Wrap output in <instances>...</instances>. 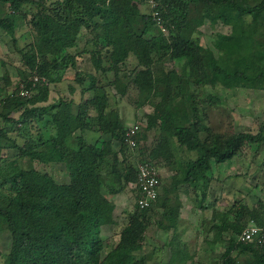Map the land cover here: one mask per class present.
<instances>
[{
    "label": "trees",
    "instance_id": "1",
    "mask_svg": "<svg viewBox=\"0 0 264 264\" xmlns=\"http://www.w3.org/2000/svg\"><path fill=\"white\" fill-rule=\"evenodd\" d=\"M140 3L143 1L55 0L47 7L43 0H0L1 34L17 41L15 34L21 23L28 24L34 33V41L20 50L26 78L0 99V121L5 123L0 127V218L12 238L7 264H147L144 258L134 260L132 255L142 250L154 214L162 209L168 225L160 222L159 229L165 232L172 231L180 215L179 207L168 208L167 197L159 194L144 210L135 203L118 244L107 254L101 237L104 227L116 224V206L109 196L121 194L137 182L139 164L148 163L159 171L154 162L173 160L174 140L178 151L194 153L196 158L175 162L173 187L197 189L202 181H211L208 173L213 162L231 161L246 145L264 144L262 132L231 136L213 132L203 124L198 109L201 103L195 101L193 111L188 109L184 92L187 78H179L174 71L153 78L152 70L155 63L169 57L186 63L188 78L195 85L229 89L252 81L245 66L253 59L259 66L255 79L264 82V0L256 6H250L248 0H159L166 34L151 14L141 12ZM206 20L230 29L229 34H218V57L189 36ZM85 55L98 75L113 72V80L100 87V79L90 74V85L82 92L92 91L93 97L82 100L76 113L72 100L39 106L49 100L48 83L60 81L61 72L75 69L77 81L84 83L77 58ZM130 55L139 64L125 75L123 84L121 65ZM4 81L8 85L9 77ZM163 83L165 96L155 105L149 127L159 122L164 136L144 158L139 146L131 149L124 143L126 129L120 113L109 108L106 87L124 96L130 86L152 94ZM23 89L31 91L30 97L21 96ZM42 122L44 129L53 132L45 133ZM87 131L100 134L95 144L86 140ZM12 149L18 152L14 160L6 153ZM34 163L62 166L69 181L59 182L47 171L36 169ZM207 197L206 188L202 209L207 208ZM236 205L227 211H213L205 233L213 234L217 242L229 236L223 264H237L231 256L237 248L250 255L243 264H264V254L256 245L235 241V235L251 224L264 226V220L257 209L245 204L236 209Z\"/></svg>",
    "mask_w": 264,
    "mask_h": 264
},
{
    "label": "rangeland",
    "instance_id": "2",
    "mask_svg": "<svg viewBox=\"0 0 264 264\" xmlns=\"http://www.w3.org/2000/svg\"><path fill=\"white\" fill-rule=\"evenodd\" d=\"M54 1L43 0V3L49 7L48 5ZM262 1L248 0V4L256 6ZM139 6L142 13L151 14L147 4L140 3ZM30 10L36 12L35 7H31ZM229 33V28L213 25L209 20H206L202 26L192 30L189 36L204 48L211 50L218 57L219 53L216 49L218 34ZM15 35L17 41L14 42L10 36L0 33V89L4 90L0 91V99L6 93L8 95L15 91L27 76L20 50L26 49L34 41V33L28 24L21 23ZM148 37L150 38V35ZM81 46L83 48L82 43ZM72 51L75 52L76 50L73 49ZM138 64L136 58L130 55L125 63L121 65L122 68L119 75L123 84H125V75L136 69ZM77 67L80 72H83L81 73L84 78L83 84L77 81V70L69 69L67 72L63 71L61 72L63 77L60 81L48 83L50 89L49 100L38 105H57L61 100H72L75 103L73 111L76 113L78 110L77 105L82 100L93 97L92 91H87L85 94L82 92L84 88H88L90 85L88 77L90 74L93 73L100 79V87L107 85L110 80H113V72L108 73L105 77L104 75H98L89 62L88 55L77 58ZM152 70L153 78H162L163 75L171 71H174L179 78H187L184 92L188 99V109L193 111L195 101L201 103L198 109L199 113L201 112L200 116L203 124H206L213 132L225 136L240 133L256 135L261 132L264 135V82L255 79L259 73V66L253 59H249L245 66V74L252 81L246 82L242 87L229 89L224 88L222 85L217 87H213L210 84L195 85L188 78L190 69L186 63L172 61L169 57H166L162 62L158 61L155 63ZM5 76L10 79L8 85L4 81ZM106 88L110 100L109 108L115 109L120 113L121 125L125 127L133 124L140 125L141 138L138 146L144 152V158H146L145 155H151L164 136L159 122L156 127H149V123L151 121L150 115L153 114L155 105L164 99L165 84H161L152 94L142 92L135 86H130L124 96L117 94L111 87L107 86ZM24 90L26 89H23L21 93ZM29 92L27 97L21 96L28 98L31 95V91ZM212 96L213 98L215 97L214 101L209 100ZM194 97L196 98L194 99ZM15 117H18V114ZM4 125L5 123L0 121V127ZM41 127L44 129L43 122ZM44 130L47 134L53 132L51 128H45ZM99 137L100 134L98 132H85V138L89 144H95ZM103 138L107 140L109 136H104ZM115 144L119 145V143ZM171 145L173 160L169 161L161 158L154 162L161 174V187L163 190L165 188L166 192L169 191L170 187L173 188L174 186V176L177 174L175 162L182 159L186 160L187 158H196L194 153H189L183 149L178 151L174 140H171ZM6 153H8L7 155L11 160H14L18 152L12 149ZM134 162L137 165L140 162L139 158ZM34 164L36 169L47 171L59 182L65 183L69 181L62 166L46 167L39 163ZM208 176L211 181H202L201 187L197 189H190L188 185H181L177 189L178 194L172 192L167 195L170 200L168 208H180V215L175 227L168 232L159 229L161 227L160 222L165 226L168 225V219L162 216V209H158L146 231L142 250L132 255L134 260L144 258L147 264H223L226 259L224 254L229 246V236L226 235L224 241L217 242L213 234L207 235L205 233L207 229L206 222L212 218L213 211H227L234 204H237L236 209H238L245 204L250 209H257L264 220V144L246 145L241 153L231 161L222 164L213 162ZM183 187L187 188L188 191L187 196L185 194L187 200L182 203L180 192ZM206 188L210 203L207 204L209 207L207 206L205 211H201L202 192ZM135 196L136 192L129 186L123 193L113 197L109 196L116 206L114 213L116 224L104 227L101 232V237L105 244L104 254H107L118 244L120 233L134 212ZM234 215L231 217L232 220ZM11 241L12 238L7 224L4 219L0 218V264H7L6 256L10 252ZM241 249H234L231 253L232 258L237 260V264H243L250 259V255L243 254ZM128 262L124 264H129Z\"/></svg>",
    "mask_w": 264,
    "mask_h": 264
},
{
    "label": "built area",
    "instance_id": "3",
    "mask_svg": "<svg viewBox=\"0 0 264 264\" xmlns=\"http://www.w3.org/2000/svg\"><path fill=\"white\" fill-rule=\"evenodd\" d=\"M147 4L151 11L157 27L162 33H167L162 16L159 10V0H141ZM35 81H38L35 79ZM28 90H24L21 95L27 97ZM124 143L131 149H135L139 145V135L141 127L139 124H133L125 127ZM137 182L130 185V188L136 192L135 203L141 210L147 209L152 203L156 202L159 197L160 178L159 171L148 163H140L138 166ZM235 241L243 245L254 244L259 248L261 254H264V226L249 225L241 233L235 235Z\"/></svg>",
    "mask_w": 264,
    "mask_h": 264
},
{
    "label": "crops",
    "instance_id": "4",
    "mask_svg": "<svg viewBox=\"0 0 264 264\" xmlns=\"http://www.w3.org/2000/svg\"><path fill=\"white\" fill-rule=\"evenodd\" d=\"M159 175H160V177H161L160 171H159ZM160 181H161V180H160ZM161 186H162V184L160 185L159 194L162 195V197L164 196V198H165V197H168L167 195H168L169 193H172V192H175V193H177V194L179 193L178 190L174 189V187H173V188L170 187V188H169V191L166 192V191H165V188H164V190H163V188H162ZM166 188H167V187H166ZM189 188L191 189L192 187L189 186ZM187 191H188L187 188H184V187H183L182 191L180 192V196H181L180 199H181L182 203H183L185 200H187V198L185 197V194H186V196H187ZM169 197H170V195H169ZM209 201H210V198H209V200H208V197H207V200H206V202H205V203H206V206H208L207 204L210 203ZM208 207H209V206H208ZM215 207H218V206H215ZM206 209H207V208H205V209H202V208H201V211H205ZM218 209H219V208H218Z\"/></svg>",
    "mask_w": 264,
    "mask_h": 264
}]
</instances>
